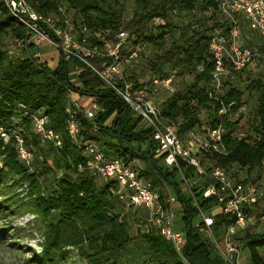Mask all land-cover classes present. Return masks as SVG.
Listing matches in <instances>:
<instances>
[{
  "label": "trees",
  "instance_id": "16d2710c",
  "mask_svg": "<svg viewBox=\"0 0 264 264\" xmlns=\"http://www.w3.org/2000/svg\"><path fill=\"white\" fill-rule=\"evenodd\" d=\"M27 1L42 14L60 16L61 25L65 22L60 8L66 6L75 11L76 26L84 23L93 31L126 30L131 34L129 42L134 45H155L158 52L148 62L151 71L158 76L169 77L173 72L192 75V81L182 82L161 104L164 116L182 121L179 126L181 135L200 126L204 112L215 116L221 107L220 103L213 104L209 97L213 64L208 43L214 34L227 33L229 23L220 15L215 0H133L134 11L127 22L124 21L123 0ZM196 10L209 13V16L198 20L196 27L190 25V35L181 31L180 39H176V34L183 29L174 23L173 17L185 20ZM5 35L13 38L27 36L23 26L0 2V128L10 126L17 104L23 102L32 111L47 114L49 127L63 140L60 148L52 143L42 144L27 118L24 122L27 129L25 140L34 155L31 169L19 160L14 146L0 138V220L17 210L31 212L43 222V250L23 264H61L68 248L75 249L86 264H119L115 254L138 241L151 254V264H185L172 244L155 228L142 229L146 215L144 209L125 210L111 191L113 183L103 181L87 168L90 156L85 152V144L93 141L107 156H119L126 161L142 159L145 163L142 175L159 189L163 201L169 191L177 197L181 207L180 221L187 230L185 256L191 264H225L210 239L195 225L199 212L187 192L180 190L179 170L165 168L163 156H155L153 130L146 127L141 118L134 117L131 107L114 91L103 89L102 81L91 70L86 68L76 76L72 74V68L80 65L78 62H66L59 55L57 64L52 66L26 54L11 57L3 42ZM127 53L128 45L123 55ZM247 69L235 81H225L224 95L221 96L229 108L224 120V141L229 153L209 157L228 175L230 173L234 182L258 185L256 182L261 179V174L249 180L264 167V74L248 79L247 88L256 92L258 101L257 118L252 129L255 135L238 136L240 120L230 121L246 104L244 92L236 87V83L244 79L245 74L252 76ZM124 76L136 86L148 83L140 81L134 73H125ZM70 90L78 97L92 96L99 108L92 120L80 117L81 143L69 136L66 127ZM234 167L245 170L246 178L242 180L237 173H232ZM181 169L189 178L200 207L211 212L216 201L203 200L200 191L209 181L199 177L194 168L183 161ZM24 185L27 189L22 196L17 191ZM261 206L264 203L258 204L254 212ZM215 219L213 228L217 234L233 222L224 214H217ZM5 230L0 226V240L10 234ZM244 232L236 240L247 247L249 263L264 264V231Z\"/></svg>",
  "mask_w": 264,
  "mask_h": 264
},
{
  "label": "built area",
  "instance_id": "2783aa9c",
  "mask_svg": "<svg viewBox=\"0 0 264 264\" xmlns=\"http://www.w3.org/2000/svg\"><path fill=\"white\" fill-rule=\"evenodd\" d=\"M215 1L220 15L229 23L227 33L214 34L208 43L213 64L209 97L213 104L220 103L221 107L215 112V116L209 115L208 118L206 114L200 126L181 135L179 126L182 121L164 116L161 105L151 95L158 90L159 85L173 93L175 90L172 82L175 75L157 76L142 86H136L134 81L125 79L123 63L133 61L139 54V47H136L123 55V50L131 39L129 31L111 28L93 31L84 23L76 26L67 14V7L60 8V15L65 22V25H61L60 16L42 14L27 0H0L23 26L27 35L25 38H13V48L7 50L8 55L18 57L26 54L43 61L39 49L47 43L57 49L66 62L80 63L72 68L75 76L86 68L91 70L102 81L103 89L114 91L118 98L131 107L136 117L141 118L146 127L153 130L155 156H163L165 168L179 170L180 190L187 192L193 207L199 212L195 225L200 233L210 239L218 256L225 264H247L236 237L249 226L257 205L264 203V190L254 183H236L224 168L212 160L206 161L209 156H225L229 153L224 141V120L229 108L224 105L221 96L224 95L227 81H235L243 70L257 61L259 55L247 45L242 27L246 25L264 38V0ZM83 98L87 101L81 103L79 100ZM89 100H92V105L86 106ZM98 111L92 96L78 97L74 91H69L66 127L69 136L76 143H81L82 137L80 117L92 120ZM27 118L42 144L52 143L60 148L63 140L58 132L49 127L47 114L32 111L23 102L18 103L10 126L0 128V138L5 143H11L19 160L32 169L34 155L25 140L27 129L24 122ZM85 145V152L90 156L87 168L94 175L113 183L111 191L125 210L144 209L146 215L143 230L155 228L172 244L180 259L185 264H191L185 256L187 230L185 226H179L181 207L177 197L169 191L163 201L159 189L142 175L145 165L138 170L132 165L134 159L126 161L119 156H107L96 141ZM181 161L193 167L203 180L209 181L200 191L203 200L216 201L211 212L200 207L190 180L181 169ZM217 214L233 219L218 234L213 228Z\"/></svg>",
  "mask_w": 264,
  "mask_h": 264
},
{
  "label": "rangeland",
  "instance_id": "374dc122",
  "mask_svg": "<svg viewBox=\"0 0 264 264\" xmlns=\"http://www.w3.org/2000/svg\"><path fill=\"white\" fill-rule=\"evenodd\" d=\"M123 7L125 10L124 14V21L127 22L133 14L134 11V2L133 0H123ZM66 8V6H62ZM67 14L73 20L76 18V13L73 10L67 9ZM209 16V13H204L202 10H196L194 13L187 15L185 20H180L177 17H173L174 23H176L179 27L183 30H179L176 34V39H180L181 31L187 32L188 35L191 34L192 29H188L191 25L196 27V22L200 19L206 18ZM217 18V17H216ZM218 20V18H217ZM189 32V33H188ZM242 32L245 37V40L248 45L253 47V49L258 53L257 58V66L256 68L264 71V38L261 37L259 34L251 31L246 25H243ZM248 38V40H247ZM172 39L170 40V42ZM3 42L5 45L6 50H11L13 48V37L10 35H5L3 37ZM128 50H133L136 47H139V54L136 59L129 63H123V72L124 74H132L134 73L138 76L140 81H145L150 83V81L157 77L158 74H155L150 69L149 60H151L155 53L158 52V49L155 45L149 44H139L134 45L133 42H129ZM263 51V52H262ZM39 52L41 54V58L43 61H47L52 66H55L59 59V53L57 49L52 46H49L47 43H44ZM255 68V69H256ZM175 73L174 80L172 82V88L175 90L182 85V82H190L193 79L192 75L189 74H176ZM260 72L254 70L251 75L246 76L245 78L238 81L236 87L244 92V101L246 102L245 106L234 116H232V121L240 120V128L237 130V135L240 137L247 136L251 134L252 136L255 135V132L252 131L253 126L255 125L254 119L257 118V94L254 91H249L247 86L249 84L250 77L257 78ZM158 90L156 92L151 93L153 99L157 102V104L161 105L170 95L172 92L164 89L162 86H158ZM87 99L83 98L79 100L81 103ZM92 100H89L86 106H90ZM211 114V112H207L203 114L202 119H204L205 115ZM135 115V114H134ZM136 117V115L134 116ZM212 159L208 157L206 162H210ZM2 163L0 162V166ZM132 165L140 170L143 169L145 163L142 159H134L132 161ZM232 173H237L238 178L245 179L247 176V172L245 170H241L238 167H234L232 169ZM261 174V179L258 180L256 183L264 190V167L260 172L258 171L250 178L249 181L256 179L257 175ZM229 176L231 177L230 173ZM234 178V177H233ZM232 179V178H231ZM105 181L104 179H102ZM233 181L235 179H232ZM26 185L22 188H19L17 193H22L21 195L24 196L26 194ZM179 208V206H177ZM139 216V215H138ZM248 227L246 230H249L251 233H258L264 231V206H261L257 211L254 213L253 217L250 219L248 223ZM0 226L3 229H6L8 236L4 237L0 240V264H23L26 260H29L33 257L34 254H38L43 249L42 243L44 242V235H43V222L41 219L37 218L33 213L24 211H14L11 214L4 216L0 220ZM179 226H183L181 221L179 220ZM142 229H145L143 226ZM5 230V231H6ZM245 230V231H246ZM245 232H240L238 237L243 236ZM245 255L244 262L249 264L250 257L247 247L243 242L240 243ZM69 250L66 252L61 264H86L87 262L80 259L77 251L72 248H68ZM264 252V249H263ZM116 259L119 264H151V254L148 252V249L144 244L141 242H136L135 244L127 247L126 249L120 251L118 254H115Z\"/></svg>",
  "mask_w": 264,
  "mask_h": 264
},
{
  "label": "crops",
  "instance_id": "0c3cea01",
  "mask_svg": "<svg viewBox=\"0 0 264 264\" xmlns=\"http://www.w3.org/2000/svg\"><path fill=\"white\" fill-rule=\"evenodd\" d=\"M257 62H258V61H257ZM257 62H255L254 64H252V65L250 66V68L247 69V70H248V71H247L248 73H251V74H252V73L254 72V70H256L257 72H260V74H264V71H262V69L259 70V69L256 68V66H257L256 63H257ZM255 68H256V69H255ZM247 72H246V73H247ZM246 75H247V74H246ZM244 76H245V75H244Z\"/></svg>",
  "mask_w": 264,
  "mask_h": 264
}]
</instances>
